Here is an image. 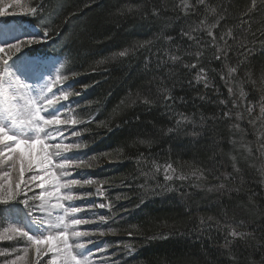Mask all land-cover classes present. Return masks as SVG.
<instances>
[{
    "label": "trees",
    "instance_id": "1",
    "mask_svg": "<svg viewBox=\"0 0 264 264\" xmlns=\"http://www.w3.org/2000/svg\"><path fill=\"white\" fill-rule=\"evenodd\" d=\"M5 1L15 9L11 14L23 12V20L48 28L44 44L33 47L67 58V74L76 73L79 86L90 89L75 105L81 135L67 143L81 145L69 152L84 157L73 167L101 186L102 203H111L104 230L111 245L121 247L115 264L259 259L264 252V0H257L250 23L243 21L249 20L244 12L251 0H206L216 13L200 6L188 16L178 7L181 0ZM38 2L43 11L29 15ZM154 8L162 9L158 16L152 15ZM221 9L224 19L212 32L216 43L224 46L226 40L229 49L217 60L207 28H193L205 18L214 23ZM41 16L44 24L38 23ZM229 29L232 35L221 40ZM124 49L127 55L119 56ZM191 64L196 66L186 67ZM229 68L236 71L229 75ZM168 93L175 103L163 101ZM168 163L175 169L168 171L171 179L165 178ZM6 168L0 165V177ZM14 226L0 216V264L21 255L16 249L27 254L34 247L11 231ZM230 228L254 238L229 236L225 246Z\"/></svg>",
    "mask_w": 264,
    "mask_h": 264
},
{
    "label": "snow or ice",
    "instance_id": "2",
    "mask_svg": "<svg viewBox=\"0 0 264 264\" xmlns=\"http://www.w3.org/2000/svg\"><path fill=\"white\" fill-rule=\"evenodd\" d=\"M41 2L31 8L29 15L36 16L38 8L43 11ZM200 6H203L206 12L216 13V9L211 8L206 0H193V2L181 0V4L178 5L185 16L196 14ZM161 11L162 9L154 8L152 15L158 16ZM256 11L257 0H251L250 7L244 12L245 16H249V20L243 23H250L252 19L250 13ZM225 12L226 9H221L214 23L207 24L205 18L193 28V31L207 28L208 36L212 37V43L217 47L218 54L215 55L217 60L221 59L219 53H223L226 58L229 46L224 37L232 35L230 29L223 33L220 39L224 40V46H221L216 43V36L212 32L220 20L224 19ZM2 15L4 11L0 8V16ZM38 23L44 24L45 18L41 16ZM182 34L188 35L189 39H195L199 43V39L191 36L190 33ZM48 36V28L37 29L32 21H0V54H2L0 55V165H7L3 177H0V205L6 206L0 208V216H4L8 223L15 225L11 231L16 236L24 238L35 246L37 257L52 253L46 264H93L92 254L103 252L104 247L85 250L86 244L81 241V238L91 235L95 230L81 231L79 226L93 223L96 214L92 213L88 216L77 214L84 208L107 207L110 209L111 203L79 206L71 203L91 195L90 193L78 195L72 192L74 185L82 183L81 179H63L71 176V172L66 170L68 167L82 163L84 160L81 156L68 157L65 155L73 148H80V144L64 142L69 139V136L81 135L80 130L71 129L83 121L71 117L72 105H59L61 101H68L71 96L80 95V93L74 92L71 85L67 88L63 87L69 79L68 75L61 74V70L68 62L67 58L60 60L53 73L49 70L51 54L41 53L38 47H33L47 40ZM6 49L10 51L6 52ZM11 52L19 53L16 59L13 60ZM127 52L128 50L124 49L118 55L123 57L127 55ZM196 55L199 56V53ZM172 59L175 60L178 57L174 56ZM100 62L103 63V61ZM188 66L195 67L196 65H186ZM235 71L236 68H229L228 74L231 75ZM228 90L231 93L232 89ZM164 91L167 92V89ZM163 101L175 103L170 93L164 95ZM143 103L150 104L151 102L144 99ZM65 111L69 112L68 118H62ZM248 112L251 113V108ZM179 115L181 119H188L183 114ZM261 115L264 116V107H261ZM228 116L229 113L225 112L224 117ZM254 122V120L249 121V123ZM179 123L180 121L177 120L175 125L178 126ZM173 131L174 128L167 129L168 133ZM260 151L264 155V144L260 145ZM249 154H251V149H249ZM169 169H172L171 163L164 167L166 179H171L168 175ZM172 171L174 173L175 169ZM12 172L17 174L15 181L10 178ZM26 173L29 174L27 179L25 178ZM179 178L184 179L183 176ZM92 182L90 178L83 181L88 184ZM220 187L224 186L220 185ZM97 194H99V189ZM8 205L12 206L7 207ZM17 205H23V209ZM98 219L102 222L107 221L103 215ZM201 223H204L203 218ZM103 234L101 231V235ZM229 236L245 241L254 238L249 232L230 228L225 236V246L231 244ZM87 243H92V241L89 240ZM230 258L236 259L231 254ZM98 259L103 261L104 257H98ZM246 264H264V252L260 253L259 259H253L250 255Z\"/></svg>",
    "mask_w": 264,
    "mask_h": 264
},
{
    "label": "rangeland",
    "instance_id": "3",
    "mask_svg": "<svg viewBox=\"0 0 264 264\" xmlns=\"http://www.w3.org/2000/svg\"><path fill=\"white\" fill-rule=\"evenodd\" d=\"M0 8L3 9L4 14H5L12 7L9 4H7L5 0H0ZM9 51L10 50L6 49V52H9ZM14 55H16V54L14 53L13 56ZM14 59H16V57H14L13 60ZM10 63H11V61H10ZM52 66H53V63H52V60L50 59L49 60V70L51 72H53L51 70ZM63 87H65V85H63ZM65 88H67V86ZM68 101H61L60 105L66 104ZM62 118H68V117H66L65 114L64 115L62 114ZM57 159H61V158H57ZM66 170L69 171L68 169H66ZM28 175L29 174L26 173V176H28ZM58 175H59V170H58ZM10 178L13 181H15L17 179V174L16 175L13 174V176L12 177L10 176ZM63 179H65V180L73 179V176L71 174V176L64 177ZM84 180H86V179H84ZM84 180H82V183L80 185H74L73 188H72V192H74V193L79 195L82 192H77L76 189L86 188L87 189L86 191H88L87 193H90L91 195L85 196V197H83L81 199H77L75 201H72L71 203H73L74 205H77L78 203H80L82 205L95 203L96 205H98L99 204L98 203L99 196L97 194V188L95 187L93 182L90 183V184L83 183ZM65 203H67V202H65ZM101 209L102 208H100V207L84 208V210L86 212H88L90 215L92 214L91 211H94L93 213L96 214V219H95V221L93 223H90V224H87V225H81L79 227H80L81 231H91V230H95V231H92V234L89 235V236L82 237L81 241L86 244V249L85 250H87V249H95L97 247H104V251L103 252H94L92 254L93 264H113L112 260L114 259L116 254L114 253L113 247L108 246V244H107L106 238L108 236H106L105 233L103 235H101V230L99 229V226L96 229V225H100V223H102V221H100L98 219V217L101 216L98 211L101 210ZM37 215H40V214L37 213ZM77 215H79V214H77ZM89 240L92 241V243H87ZM41 247L43 248L44 246H41ZM16 251L18 253H20L21 255L16 256L15 259L6 260L5 262H1V264H25L27 262L28 258H31V264H46V262L49 261L50 257L52 256V253H48L47 255H42L40 257H37L35 246L31 250V252H29V253L26 252L27 254L22 253V252L18 251L17 249H16ZM98 257H104V260L100 261L98 259Z\"/></svg>",
    "mask_w": 264,
    "mask_h": 264
}]
</instances>
